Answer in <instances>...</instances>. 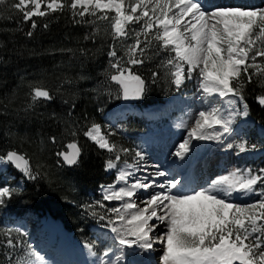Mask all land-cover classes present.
Segmentation results:
<instances>
[{
    "label": "snow or ice",
    "instance_id": "1",
    "mask_svg": "<svg viewBox=\"0 0 264 264\" xmlns=\"http://www.w3.org/2000/svg\"><path fill=\"white\" fill-rule=\"evenodd\" d=\"M7 3L8 0H0V5ZM42 5H46L44 10ZM9 8L22 13L23 22L31 20L32 29L37 27L32 17L67 10L73 24L94 26V32L85 39L94 38L98 21H108L107 34L113 43L108 51L107 79L119 85L125 100L140 99L148 84L134 68L157 58L159 62L150 70L152 83L163 77L179 90L195 74L196 90L207 107L195 114L191 126L184 125L187 136L172 153L181 160L194 149L193 141L221 140L233 132L236 116L249 115L244 94L249 84L255 81L264 89V7H209L204 0H13ZM86 16L92 19H85ZM25 34L31 37L33 32ZM117 42L125 45L123 55L118 52ZM3 48L0 42V52ZM79 51L88 54L87 49ZM3 61L0 54V64ZM64 83L71 80L65 79ZM29 95V108L55 98L52 90L40 83L30 86ZM256 100L264 107V92ZM238 103L242 109L235 107ZM66 131L72 136L82 131L100 149L112 154L105 161V169L117 170L116 184L101 186L102 200L121 203L104 214H91L106 221L104 227L115 233L114 239L121 248L147 251L156 244L162 245L161 264H264V168H237L211 181V187L189 193L178 179L158 182L157 178L170 176L159 168L151 174L137 175L141 171L147 173L141 165L142 152L136 151L129 162L126 157L132 150L114 143L110 137L115 132L105 134L100 124L91 122L84 128L69 125ZM48 139L53 145L57 143L56 135ZM233 147L227 144V148ZM235 147L243 153L255 150L257 145L249 148L248 142L243 141ZM68 149L56 152L58 162L77 165L80 147L74 142ZM4 163H10L30 180L41 174L39 165L34 168L30 158L16 150L0 154V164ZM15 191L0 186V204ZM233 193L249 197V202H235L231 199ZM97 205L105 207L99 201ZM160 225L165 230L157 235ZM0 234L7 237L0 241L4 247L0 264H46L44 257L30 246L26 256L35 261L18 257L24 242L14 240L10 230ZM84 246L96 255L93 243ZM100 259L101 264H106L103 257Z\"/></svg>",
    "mask_w": 264,
    "mask_h": 264
},
{
    "label": "trees",
    "instance_id": "2",
    "mask_svg": "<svg viewBox=\"0 0 264 264\" xmlns=\"http://www.w3.org/2000/svg\"><path fill=\"white\" fill-rule=\"evenodd\" d=\"M12 2L8 0L7 4L0 5V42L4 44L0 52L4 58L0 64V154L7 150L26 154L34 168L40 166L41 174L36 180H30L9 164L6 173L12 177L11 183L22 181L23 186L11 198H5L0 211L5 213L6 219L12 216L25 218L31 214L50 216L58 219L74 237L87 239L91 223L83 224L84 221L99 218L91 214L95 209L87 206L91 204L89 198L108 181L105 161L112 154L88 141L82 131L72 136L66 129L69 125L84 128L91 122L102 125L101 116L111 108L98 112L95 103V97H100L103 92H95V89L109 84L106 70L110 59L108 51L113 42L107 34L108 21L97 22L99 30L93 39H85V36L94 32V26L73 24L67 10L32 17L37 24L32 29L31 20L23 22L22 13L9 8ZM45 7L42 5L41 10ZM85 19L92 18L86 16ZM28 31L33 32L31 37L25 34ZM116 47L123 55L124 43L117 42ZM80 49H87L88 54L82 55ZM158 62L159 58L134 68L148 81L145 93L137 103L140 108L163 102L176 91L175 86L163 77L156 83L151 82L150 70ZM80 76L87 78L79 79ZM65 79L71 83H64ZM38 83L51 89L55 98L42 100L29 108L30 86ZM262 92L264 89L255 81L244 90L249 115L264 125V107L256 100ZM130 120L134 128H126L128 133L137 135L144 129L142 119L129 115L125 121ZM51 135L57 137L55 145L48 139ZM110 139L132 150L129 141L125 142L120 135ZM70 142L80 147L81 156L77 165L67 167L58 162L60 157L56 152L65 150ZM126 159L129 160L130 155ZM78 229L82 230V235L78 234ZM3 252L4 247L0 244V260Z\"/></svg>",
    "mask_w": 264,
    "mask_h": 264
},
{
    "label": "rangeland",
    "instance_id": "3",
    "mask_svg": "<svg viewBox=\"0 0 264 264\" xmlns=\"http://www.w3.org/2000/svg\"><path fill=\"white\" fill-rule=\"evenodd\" d=\"M218 1L221 0H217V2ZM217 2L216 0H213L209 3V6H212ZM223 3H226V1ZM250 3L252 4V2ZM253 3L255 4V7H264V0H253ZM181 88L183 90L180 93L174 94L169 98L170 100L168 99L166 101L165 104L170 106L168 108H165L167 105L164 106L163 109L165 111L162 114L155 116H151L152 114L149 111L148 112L151 115L147 114V110L149 108L139 112L138 109L133 106V104H124L121 101L117 102V98L120 97V90L118 86L112 84L111 82H109L107 85H101L100 88L95 89V92L103 91L100 93V97H95V103L98 112L103 111L104 108L111 106V108L106 111L105 115L103 117L101 116V119H103L101 125L102 131L106 133L113 131L115 132V137L116 135H121V137L126 138L129 141V144L132 145V152L129 154V162H132V156L134 153L136 151H140L144 155L145 161L150 160L154 162L156 167H158L160 170V168L165 167L167 161L171 157V154L175 152L176 147L187 136L188 129L184 127L185 123H187L188 126H191L195 114L207 106L202 104L199 98L200 94L196 90L197 80L195 74L193 79L186 80ZM238 106L239 109H242V105L238 103ZM128 114L141 116L145 120L147 124L146 128L140 134L132 135L126 132V128H134L132 120L129 122H118L119 119L124 120ZM262 127L263 126L255 125L252 121L250 123L249 115L247 117L238 116L236 125H234L233 132L231 134H226L221 138V140H216L210 143L207 148L205 147L204 152H209L210 157L204 164L206 168L202 170L204 176L203 180L207 181L208 177L211 178L206 186L205 184L200 186L205 188L211 187V181L218 179L222 175H227L229 172L237 168L241 170L250 168L253 171H258L260 168H264V151L262 150V148H264V137L260 136V133H263L261 129ZM87 140L90 141L88 138ZM243 141L248 142L249 148L252 144H256L257 148L255 150L250 149L249 151L241 153L235 147V145ZM229 143L233 144L234 147L231 149L227 148V144ZM194 144L196 147L197 142H194ZM211 145L212 148H210ZM198 157V161L199 159L201 161H206L204 158H200V156ZM158 160H160L159 164L156 162ZM196 166L197 167L194 165V168L200 171L202 168L200 167L201 165L198 164ZM7 168L8 163L0 164V186H9L12 189L18 190L23 186V183L18 181L16 184H12L10 181L12 177L6 173ZM161 171H164V169ZM105 175L108 178L107 183L100 185L96 190V196L92 195V198H89V202H91L90 205L93 206L92 208H94L95 211L100 214H104L108 208L118 207L120 205L119 201L102 200L103 191L101 186L116 184L115 178L117 175V170L115 172L106 170ZM172 175L173 174L171 172L170 176L166 177V179L172 178ZM162 181L164 182L165 179ZM118 186L123 185L120 184ZM199 188L192 189V191L199 190ZM231 199L238 203L249 202V197H244L241 194L238 196L234 195V197L232 196ZM97 201L103 203L105 207L100 208L97 205ZM51 219L52 218H50V220ZM88 219L89 220H85L83 224L88 223V221L91 223L90 231L93 232V235L88 243H93L92 251L95 252L96 255H92V253H90L89 250L85 248V243H82V240L77 242L71 237L70 234L64 232L66 234L65 236V234H63L64 230L62 228L61 222L55 219H52V222V220L50 221L48 217L45 219H40L35 215H28L25 218L12 217L6 219L3 216V212L0 211V233L10 230L14 240L23 241L24 243L22 245V250L17 253V256H24L25 259L30 261H35V258L26 256L29 246L31 247V250L44 257L46 264H65L55 262L59 260L57 257H55L57 248L54 249L55 253L51 252V250L48 248L50 247L49 243L53 241V238H55L56 243L60 245L64 243L65 240L67 241V239H70V242L74 248L79 250L80 260L83 259V263L101 264L100 258L103 257L106 264H128V260L130 259L129 257H131L132 253L129 252L128 249L121 248L118 245L114 239L115 233H112L109 228L104 227L106 221H101L99 218ZM51 222L54 224V226L56 225L58 227V229H56L58 232L56 231L55 237H53V231L51 228H55L56 226H49V224H52ZM155 223L159 222L156 221ZM164 230V225H160L159 231L156 234L159 235ZM18 233H23V235H18ZM78 234L82 235V230L78 229ZM6 239L7 237L0 234V241H6ZM155 246L156 247L155 249L153 248V250H144L141 253H136V256H138L136 260L139 261L136 264H161L160 258L162 256V245L156 244ZM105 252H107V256H103Z\"/></svg>",
    "mask_w": 264,
    "mask_h": 264
},
{
    "label": "bare ground",
    "instance_id": "4",
    "mask_svg": "<svg viewBox=\"0 0 264 264\" xmlns=\"http://www.w3.org/2000/svg\"><path fill=\"white\" fill-rule=\"evenodd\" d=\"M213 0H207L206 1V6H209V3L210 2H212ZM250 2H252V1H250V0H243V1H241V2H238V3H236V2H233V1H226V3H220V4H218V5H221V6H241V7H245V8H249V7H255L254 5V3L252 2V4L250 3ZM209 7H211V6H209ZM169 104V103H168ZM167 104H162V105H159V106H154V107H151V108H149L148 110H147V114L148 115H151V116H155V115H159V114H162L165 110L163 109L164 108V106H166ZM170 105H167L165 108H168ZM237 109H239V106H238V104L235 106ZM151 113V114H149V112ZM228 113L227 112H225V115H227ZM239 116V115H238ZM238 116H236V118H235V120H234V122H233V124H232V128L234 127V125H236V122H237V119H238ZM244 117V116H243ZM246 119V118H245ZM246 121H247V119H246ZM246 121H244V122H246ZM243 122V121H242ZM241 124V123H240ZM242 125V124H241ZM262 131H263V133H262V135H264V128H262ZM226 135V134H225ZM214 141H216V140H205V141H193V144H194V142H197V145H196V147H194V149L191 151V152H189L188 153V155L183 159V160H181V159H179L178 157H175L174 155H172L171 154V157H170V159L167 161V163H166V165H165V167L163 168H160V170H162V169H164V171L166 172V173H171L172 172V174L174 173V171H175V167H174V165L173 164H176L178 167H188L189 165H191V162H193V165H195V167H197L196 165H201L200 167H202L201 168V170L200 171H198V172H195V175H194V177H195V179H196V184L194 185V186H200L201 185V176L199 175V173H201L202 172V169H204V168H206L205 166H204V164L207 162V160H208V158L210 157V153L209 152H204V154H205V160L206 161H201L200 159H199V161L197 160V158H199L198 156H199V153H201L202 151H205L204 150V148L206 147L207 148V146L208 145H210V143H212V142H214ZM218 141V140H217ZM195 145V144H194ZM214 149H215V146H214ZM174 153V152H173ZM159 161L160 160H158V161H156V162H158V164H159ZM141 165H142V169L143 168H146L147 169V173H144L143 171H141V172H137V175H142V174H151L152 172H154L158 167H156V165H155V163L154 162H152V161H150V160H144L142 163H141ZM207 170V169H206ZM207 172V171H206ZM205 172V173H206ZM174 177H176V175L174 176ZM210 178L211 177H208V180L206 181V183H205V186H206V184L207 183H209V181H210ZM164 179H166V177H160V178H157V181L158 182H163L162 180H164ZM190 180H189V182L191 181V178H189ZM184 187H183V190L185 191V192H192V190H190L191 189V187L192 186H188L187 184H184V183H181ZM204 185V184H203ZM195 188H197V187H195ZM157 190H159V189H157ZM175 191V190H174ZM239 193H233V196L234 195H238ZM119 203H121L120 201H119ZM52 222H53V220H52ZM51 222V223H52ZM55 222V221H54ZM158 222V221H157ZM49 226H54V224L52 223V224H49ZM56 226V225H55ZM54 226V227H55ZM55 228H58L57 226L55 227ZM159 231V228L157 229V232ZM65 232V231H64ZM156 232V233H157ZM66 233V232H65ZM64 233V234H65ZM65 236H66V234H65ZM67 241H69V239H67ZM155 245H154V249H155ZM126 249H128L129 250V252H131L132 253V255H131V257H129L130 259L128 260V264H136V263H138L139 261H137L136 259L138 258V256H136V253H141V252H143L144 250H142V249H140L139 247L138 248H136V247H133V248H126ZM49 250H51V252H53L52 251V248L51 247H49ZM153 250V249H152ZM78 253L80 254V252H79V250H78ZM55 257H57L58 259H62V257L56 252L55 253ZM71 258H72V256L71 255H69ZM130 256V255H129ZM148 256V255H147ZM154 256H156V255H154ZM121 262V261H120ZM65 264H76L75 262H71V261H69V260H66V262H64ZM141 263V262H140ZM147 263V262H146Z\"/></svg>",
    "mask_w": 264,
    "mask_h": 264
},
{
    "label": "water",
    "instance_id": "5",
    "mask_svg": "<svg viewBox=\"0 0 264 264\" xmlns=\"http://www.w3.org/2000/svg\"><path fill=\"white\" fill-rule=\"evenodd\" d=\"M110 81V80H109ZM111 82V81H110ZM111 83H113V84H115L114 82H111ZM115 85H117V84H115ZM118 87H119V85H117ZM120 89V88H119ZM120 99H121V101L122 102H127V103H135V102H137L138 100H125V99H123V97H122V93H121V91H120ZM71 143H73V142H71ZM71 143H68L67 145H66V151H69L70 149H68V145L69 144H71ZM65 166H67V167H70L69 165H66V164H64ZM13 166V165H12ZM14 167V166H13ZM15 168V167H14ZM17 170H19V169H17ZM20 171V170H19Z\"/></svg>",
    "mask_w": 264,
    "mask_h": 264
}]
</instances>
